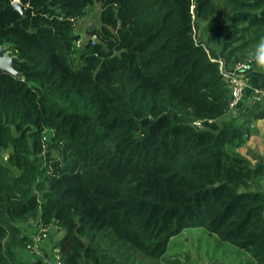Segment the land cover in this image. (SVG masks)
<instances>
[{
	"label": "trees",
	"instance_id": "trees-1",
	"mask_svg": "<svg viewBox=\"0 0 264 264\" xmlns=\"http://www.w3.org/2000/svg\"><path fill=\"white\" fill-rule=\"evenodd\" d=\"M14 1L0 0L17 58L0 72V264L55 257H17L29 223L62 231L63 264L160 258L195 226L264 264V167L241 152L264 111L232 109L218 69L264 37V0Z\"/></svg>",
	"mask_w": 264,
	"mask_h": 264
},
{
	"label": "rangeland",
	"instance_id": "rangeland-1",
	"mask_svg": "<svg viewBox=\"0 0 264 264\" xmlns=\"http://www.w3.org/2000/svg\"><path fill=\"white\" fill-rule=\"evenodd\" d=\"M99 14L100 6L96 3L87 7L84 15L75 21L74 31L80 35V40L76 43L78 49L81 48V44L93 34V31L98 28L100 22ZM89 24L91 34L87 29ZM259 40L260 39L253 37L252 40L247 43V46L238 50L237 55H239V59H236L235 62L238 60L243 61L250 56H254L255 45ZM244 48L246 49L244 50ZM246 99H248V97H242L243 108L248 105L247 103H244ZM255 102L260 105L261 103H264V100H256ZM246 110L249 111L247 114L244 112ZM244 111L241 110L242 114L244 113L246 116L253 115L250 112L252 111L251 108L246 107ZM252 128L255 129L256 126ZM9 150V148H6L0 152L1 160L7 159ZM46 153L48 155L50 152ZM258 182L260 189L264 192V179L259 180ZM29 224L25 225L23 228L24 232H27L28 235L37 232L40 229L39 225L36 223H32V225ZM45 229L47 236L46 239L41 242V245L44 246L49 257H54V255H56L55 245L61 238L62 231L58 230L54 225L46 227ZM38 252L40 253V251ZM33 254L35 253H31L25 248L17 249V257L24 261H29L30 259L35 258L31 256ZM132 257L135 264H253V257L246 250L223 241L215 234L198 226L187 227L179 234L170 238L167 249L160 258H150L136 250L132 251ZM47 261L49 262L50 260Z\"/></svg>",
	"mask_w": 264,
	"mask_h": 264
},
{
	"label": "built area",
	"instance_id": "built-area-1",
	"mask_svg": "<svg viewBox=\"0 0 264 264\" xmlns=\"http://www.w3.org/2000/svg\"><path fill=\"white\" fill-rule=\"evenodd\" d=\"M253 64V57L250 56L243 61H236L231 66L224 64L222 60L218 62V69L221 73L222 79L225 80L230 88V107L237 109L245 90L248 87L247 79ZM254 99H264V89L254 88L252 90ZM31 235V240L26 244V249L31 253H39L40 245L43 240L46 239L47 233L44 227ZM48 264H63L58 255L48 262Z\"/></svg>",
	"mask_w": 264,
	"mask_h": 264
},
{
	"label": "crops",
	"instance_id": "crops-1",
	"mask_svg": "<svg viewBox=\"0 0 264 264\" xmlns=\"http://www.w3.org/2000/svg\"><path fill=\"white\" fill-rule=\"evenodd\" d=\"M253 57V56H252ZM248 87L245 90L244 96L248 97L244 103H248V108H251L250 111L252 114H258L264 111V103L258 105L254 100L252 90L254 88H263L264 89V71L258 70L255 66V61L253 59V64L250 72L248 73ZM264 100V99H259ZM242 106V105H241ZM242 107V111L246 109ZM252 132L244 145L241 148V152L246 155L251 160L252 164H260L264 167V117L258 118L251 123ZM263 179V178H262Z\"/></svg>",
	"mask_w": 264,
	"mask_h": 264
},
{
	"label": "water",
	"instance_id": "water-1",
	"mask_svg": "<svg viewBox=\"0 0 264 264\" xmlns=\"http://www.w3.org/2000/svg\"><path fill=\"white\" fill-rule=\"evenodd\" d=\"M13 6L17 10L21 11V6L18 0H15L13 2ZM87 29L89 30V33L91 34L90 24L88 25ZM16 61H17V58L15 56H12L11 53L7 50V48L4 45H0V72L9 71L13 74H17L16 70L14 69V65L16 64Z\"/></svg>",
	"mask_w": 264,
	"mask_h": 264
},
{
	"label": "clouds",
	"instance_id": "clouds-1",
	"mask_svg": "<svg viewBox=\"0 0 264 264\" xmlns=\"http://www.w3.org/2000/svg\"><path fill=\"white\" fill-rule=\"evenodd\" d=\"M255 66L258 70L264 71V37H262L255 45V53L253 56Z\"/></svg>",
	"mask_w": 264,
	"mask_h": 264
}]
</instances>
